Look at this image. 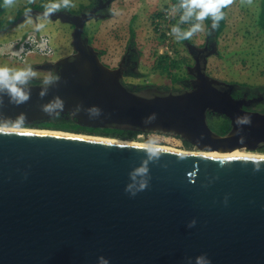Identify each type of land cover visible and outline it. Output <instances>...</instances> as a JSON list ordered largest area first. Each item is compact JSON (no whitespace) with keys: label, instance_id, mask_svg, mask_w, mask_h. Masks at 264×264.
I'll return each mask as SVG.
<instances>
[{"label":"water","instance_id":"water-1","mask_svg":"<svg viewBox=\"0 0 264 264\" xmlns=\"http://www.w3.org/2000/svg\"><path fill=\"white\" fill-rule=\"evenodd\" d=\"M96 10L52 16L73 27V53L38 65L60 77L43 97L35 79L25 103L0 94V122L21 115L24 125L48 121L58 115L43 106L58 98L59 115L88 128L170 135L204 153L264 148V113L245 110L232 96L235 84L207 73L217 43L211 51L188 43L191 55L206 52L202 66L196 60L187 68L189 90H136L125 79L138 63L131 74L124 60L108 67L86 36ZM42 12L32 9L33 19ZM208 115L228 119L230 130L215 132ZM244 115L251 123L238 125ZM37 130L43 132L0 131V264H200L201 256L211 264H264V158L163 149L149 159L138 145ZM140 167L148 169V187L132 196L125 188L143 179Z\"/></svg>","mask_w":264,"mask_h":264},{"label":"rangeland","instance_id":"rangeland-1","mask_svg":"<svg viewBox=\"0 0 264 264\" xmlns=\"http://www.w3.org/2000/svg\"><path fill=\"white\" fill-rule=\"evenodd\" d=\"M176 1L179 0H115L110 6L111 15L106 19L88 22L85 34L90 44L100 52L101 61L110 68L118 67L127 49L132 48L135 51L134 55L138 57V70L135 72L141 74V77L126 78L125 82L130 86L182 91L181 80H188L187 66L193 63L187 43L201 47L212 30L204 21V31L197 33L191 40L175 41L169 32L171 26L176 23L178 14L173 18L167 14V10L176 4ZM50 2L52 0H13L7 19L16 22L24 14L20 16L19 11L29 4L46 5ZM70 3L72 6L65 10L77 14V11L89 7L90 0H70ZM262 5L263 0H231L226 11V27L216 40L218 54L208 59L207 73L210 76L230 84L252 88L264 86V32L259 25ZM157 14H163V18H157ZM14 23L7 27L10 28L9 34L17 36L15 38L37 32L34 30L35 19L33 23L24 20L17 27H12ZM72 31L71 25L53 20L47 21L46 27L39 31L48 33L53 38L58 52L56 60L73 53ZM5 37L6 34H0V39ZM163 55L177 61L184 58L187 65L174 69L172 75L161 74L156 65L158 58ZM32 61L40 65L46 60L32 56L28 64H20L0 58V66L23 68L31 65ZM33 68L37 70V77L34 79L42 81L46 74L37 67ZM150 140L161 148L200 152L194 148H184L180 138L158 133L140 134L132 141L147 143ZM257 154H264V151Z\"/></svg>","mask_w":264,"mask_h":264},{"label":"clouds","instance_id":"clouds-1","mask_svg":"<svg viewBox=\"0 0 264 264\" xmlns=\"http://www.w3.org/2000/svg\"><path fill=\"white\" fill-rule=\"evenodd\" d=\"M230 3L231 0H179L178 4L172 5L167 10V14L173 18L178 14V19L176 23L171 26L169 35L177 42L191 40L197 33L204 31L203 22L209 19L211 20V28L215 30L219 26V22L225 17L223 9ZM0 6L4 8L12 7L13 0H2V5ZM71 6L70 0H52V2L44 5L43 12L35 16L34 30L37 32L43 30L46 27V22L49 21L55 13L59 12L61 9H68ZM24 15L28 23H33L32 9H26ZM36 77L37 70L31 65H27L23 68L0 66V94L7 95L11 103H25L29 100L31 95L30 90H26V86ZM59 78L58 74L53 73L43 78L41 83L44 88L40 93L41 97L47 94V87L57 82ZM62 109V101L57 98L44 105L42 110L49 115L53 113L59 115ZM90 112L98 115L99 109L93 107L90 109ZM23 122V115L18 117L15 121H2L0 122V131L8 127L18 128ZM236 123L238 125L250 124L251 117L247 115L238 117ZM141 147L148 154L149 159L158 158L162 156L164 152L163 149L157 147L155 142L151 140L141 145ZM136 174L143 177V179H141L138 184H129L125 188V191L129 192L132 196H135L137 192L147 189L149 183L147 167H140ZM194 224L195 221H192L189 227L194 226ZM200 264H211V261L206 256H201Z\"/></svg>","mask_w":264,"mask_h":264},{"label":"trees","instance_id":"trees-1","mask_svg":"<svg viewBox=\"0 0 264 264\" xmlns=\"http://www.w3.org/2000/svg\"><path fill=\"white\" fill-rule=\"evenodd\" d=\"M91 2V0H90ZM176 4L179 3V1L175 2ZM0 5H2V0H0ZM44 5H36L34 3L29 4L27 7H25L23 10L19 11V15L21 16L23 13H25V10L30 8H35V9H44ZM228 6L223 9L225 13V17L223 20L219 22V26L213 30L211 28V20H206V24L208 25L211 30H213L214 34V39H218L219 35L222 33V31L226 27V11H227ZM10 13V7L9 8H4L0 6V31L4 30L8 25L12 24L15 22V20H8L7 16ZM157 18H163V14H157ZM174 21V20H173ZM259 25L261 29L264 32V0H263V5H262V13L260 14V20H259ZM157 29V27H156ZM134 33V32H133ZM134 35V34H133ZM134 44V43H133ZM135 60H138V57H134ZM187 61L186 59L182 58L181 60H175L171 58L170 56L163 55L158 58V62L156 65V68L160 70L161 74L167 73L168 75H172V72L174 69H180L181 66H186ZM130 76L133 78H140L141 74L139 73H132ZM174 80H177L174 78ZM33 83H37V81H33ZM131 88H134L136 90H142L145 87H137V86H131ZM208 121L210 124V127L217 133L219 134H226L229 129H230V122L228 119L224 117H220L218 119H212V115H208ZM20 127L24 128H33V129H44V130H52V131H62V132H68L72 134H86V135H94V137L98 136H104V137H109V138H116V139H123V140H136L138 135L143 134L139 132H134V131H126V130H120V129H94V128H88L84 126H80L77 124L76 120L73 119L69 115H58L56 117L51 118L48 121L44 122H35L33 125H24L22 124ZM184 148L186 149H193L194 147L186 142L183 141Z\"/></svg>","mask_w":264,"mask_h":264},{"label":"flooded vegetation","instance_id":"flooded-vegetation-1","mask_svg":"<svg viewBox=\"0 0 264 264\" xmlns=\"http://www.w3.org/2000/svg\"><path fill=\"white\" fill-rule=\"evenodd\" d=\"M115 0H113L114 2ZM108 0H91L89 7L81 9L80 11H77V14L79 13H88L93 9L97 10L95 11V16L97 17L96 20L99 19H106L111 15L110 6L106 5ZM35 9V8H32ZM38 10H44V9H38ZM67 11L65 9H61L60 11ZM95 20V19H93ZM217 43L216 39H214L213 30L210 32V34L206 37L204 44L200 48H204L206 45H208V49L211 51L214 49L215 44ZM187 50H188V43H187ZM189 52V50H188ZM135 51L132 48L127 49V52L122 57L121 61L119 62L118 66L122 63V66L125 71L132 73V70L135 68V62L137 60L134 59ZM193 55L190 54L191 59L193 63L191 65H188V67L196 65V60H198V63L202 66L204 61V56L206 52H198L193 51ZM43 72V71H42ZM44 74L49 75L50 73L56 74V70L49 71V72H43ZM136 73V72H133ZM194 75L196 74L195 71L193 72ZM133 78V77H131ZM188 80H181L182 84V91L189 90L191 88V81L194 79L193 76L188 75ZM232 96L235 99L243 100L245 105L244 109L248 111H254V112H260L264 113V86L258 88H252L249 86H243L239 84H235V88L232 90ZM220 117L218 116H212V119H218ZM230 130V129H229ZM144 134V133H143ZM264 148L259 149L257 152H263Z\"/></svg>","mask_w":264,"mask_h":264},{"label":"built area","instance_id":"built-area-1","mask_svg":"<svg viewBox=\"0 0 264 264\" xmlns=\"http://www.w3.org/2000/svg\"><path fill=\"white\" fill-rule=\"evenodd\" d=\"M57 54L55 42L48 33L32 32L18 38L0 39V58L20 64H28L32 56L56 62Z\"/></svg>","mask_w":264,"mask_h":264},{"label":"bare ground","instance_id":"bare-ground-1","mask_svg":"<svg viewBox=\"0 0 264 264\" xmlns=\"http://www.w3.org/2000/svg\"><path fill=\"white\" fill-rule=\"evenodd\" d=\"M6 130L24 131V132H43V131H40V130H37V129H23V128H6ZM44 132L63 135L62 132H52V131H47V130H44ZM64 135H67V136H78V137H81V138H92V139L107 140V141H110V142H118V143H122V144H130V145H138V146H141V145L145 144V143H139V142H136V141H129V140L122 141V140H119V139L94 137V136H88V135H77V134L75 135V134H72V133H67V134H64ZM157 147H159V146H157ZM159 148H161V147H159ZM161 149H166V150L175 151V152L184 153V154L196 153V154H205L206 156H215V157L231 156V157L264 158V154L251 153V152H246V151H238V152H234L232 154L222 155L220 153H204V152H197V151L196 152H194V151L193 152H185V151H181V150H177V149L169 148V147H162Z\"/></svg>","mask_w":264,"mask_h":264},{"label":"crops","instance_id":"crops-1","mask_svg":"<svg viewBox=\"0 0 264 264\" xmlns=\"http://www.w3.org/2000/svg\"><path fill=\"white\" fill-rule=\"evenodd\" d=\"M12 34H13V33H12ZM6 35H7V37H5V38H15V37H17L16 35H11V34H9V33L6 34ZM1 39H4V38H1ZM38 65H39V64L36 63L35 61H32V62H31V66H32V67H37V69H38Z\"/></svg>","mask_w":264,"mask_h":264}]
</instances>
